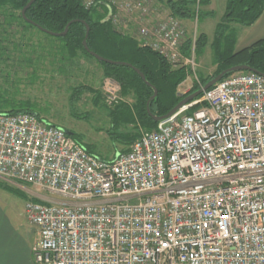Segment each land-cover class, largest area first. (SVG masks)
Returning a JSON list of instances; mask_svg holds the SVG:
<instances>
[{
	"label": "built area",
	"instance_id": "obj_1",
	"mask_svg": "<svg viewBox=\"0 0 264 264\" xmlns=\"http://www.w3.org/2000/svg\"><path fill=\"white\" fill-rule=\"evenodd\" d=\"M153 1H111L113 29L122 34L132 18L142 47L194 68L181 54L183 22L161 20ZM106 90L118 105L120 86ZM67 132L36 114L0 113V179L58 198L25 204L36 264H264L263 76L224 78L111 160Z\"/></svg>",
	"mask_w": 264,
	"mask_h": 264
},
{
	"label": "rangeland",
	"instance_id": "obj_2",
	"mask_svg": "<svg viewBox=\"0 0 264 264\" xmlns=\"http://www.w3.org/2000/svg\"><path fill=\"white\" fill-rule=\"evenodd\" d=\"M111 1L114 0H96V11L101 15L108 14V9L106 10L105 7H108ZM165 1H153L154 9L159 11L161 20L174 17L165 5ZM202 1L201 15L197 20L195 17L181 20L187 30L181 54L184 60L194 57L196 66L175 67L167 62L174 70H184L186 75L185 82L177 89V97L188 94L201 78H211L217 70L212 45L216 27L225 13L227 0H204L209 2L206 5H202ZM124 19L129 26L124 27L122 34L138 38L137 22L129 17ZM230 27L237 35H240L244 29L240 25H230ZM8 36V40L2 43L6 54L0 56V88L14 93L17 99L29 100L37 105L42 119L73 133L74 138L80 139L83 145L91 147L98 155L110 160L126 149V146L112 141L113 134L131 132L142 134L145 131L133 114L132 100L122 95L121 84L113 78L104 77L101 66L94 60L81 57L74 63L64 61L59 49V41L36 30L23 32L15 28ZM200 36H204L206 45L201 46L198 51L196 44ZM1 39L5 40L6 37L2 36ZM189 43V55L185 56L184 49ZM172 80L174 81L173 78ZM108 81L120 86L118 105H109L107 102ZM79 87L90 88L94 90L93 94L85 91L79 96L76 93ZM173 94L174 88L173 91L171 90V95ZM124 104L131 110L123 107L114 114L115 108ZM0 181L13 189L6 191L0 188V209L12 222L16 221L21 228L29 232L30 227L26 223L25 215L26 202L33 200L37 195L58 200L26 184L11 183L1 179Z\"/></svg>",
	"mask_w": 264,
	"mask_h": 264
},
{
	"label": "trees",
	"instance_id": "obj_3",
	"mask_svg": "<svg viewBox=\"0 0 264 264\" xmlns=\"http://www.w3.org/2000/svg\"><path fill=\"white\" fill-rule=\"evenodd\" d=\"M29 2L30 0H0V56H5L4 54H6V49L3 48L2 43L8 40L7 37L12 34L13 29L18 28L23 32L36 30L43 33L37 27L27 23L22 17V11ZM208 3V1H202V5ZM165 5L170 13L180 20H190L196 16L195 0H166ZM103 6L105 7V4ZM105 8L106 10L108 9V14L101 15L96 11L95 7L91 10H86L80 0H35V3L27 10L26 17L39 27L53 33H62L70 22L78 21L70 26L69 32L65 37L55 38L45 33L43 34L59 41V49L64 61L74 63L81 57L92 59L101 66L104 77H110L119 82L122 86V95L132 100L133 114L140 121V126L145 131H150L157 125L147 113V104L154 94L153 89L148 87L133 69L100 63L88 54L83 47V41L86 37V26L82 22L87 23L91 29L87 41L91 51L105 59L133 65L158 90V97L150 103L151 113L157 117L167 115L185 97L195 93L211 79L216 78L227 69L236 66H248L264 74V39L237 52V34L230 27V25H240L244 28H250L255 25L264 14V0L226 1L225 13L216 27L212 45L214 63L217 66V70L213 77L201 78L192 91L179 97H177L176 93L178 87L185 82L186 75L184 70H174L158 54L142 47L138 40L124 36L113 29L110 20L107 21L108 16L113 13V9L109 6ZM200 15L201 12L199 17ZM2 36L6 37V39H1ZM205 45L204 36H200L197 40L196 50L199 51L201 46ZM189 51L190 43L184 49L185 56L189 55ZM169 88H172V91L174 88L173 95H171ZM85 91L93 94L94 90L87 87H79L76 93L82 96ZM97 101L99 102V100ZM123 107L130 109L124 104L115 108L114 114L117 113L119 108ZM194 109L196 107L192 108L188 113H192ZM0 113H32L42 119L37 105L29 100L17 99L14 93L1 88ZM43 120L45 121V119ZM46 122L48 123V121ZM139 137L140 132L136 134L131 132L113 134L111 139L115 144L126 146V149L122 151V153H125ZM75 139L82 144L80 139ZM83 146L89 153L98 155L91 147ZM0 188L6 191L13 190L1 181ZM34 201L37 202V200Z\"/></svg>",
	"mask_w": 264,
	"mask_h": 264
},
{
	"label": "crops",
	"instance_id": "obj_4",
	"mask_svg": "<svg viewBox=\"0 0 264 264\" xmlns=\"http://www.w3.org/2000/svg\"><path fill=\"white\" fill-rule=\"evenodd\" d=\"M263 39L264 14L255 25L244 28L243 32L237 35L236 51L248 48ZM37 196L46 199L45 196ZM26 223L30 227V232L21 228L16 221L12 222L0 209V264H36L31 249L37 243L39 235L27 222V219Z\"/></svg>",
	"mask_w": 264,
	"mask_h": 264
},
{
	"label": "water",
	"instance_id": "obj_5",
	"mask_svg": "<svg viewBox=\"0 0 264 264\" xmlns=\"http://www.w3.org/2000/svg\"><path fill=\"white\" fill-rule=\"evenodd\" d=\"M35 3V0H30V2L28 3V5L24 8V10L22 11V17L23 19L37 27L40 31H42L43 33L49 35V36H52V37H55V38H62V37H65L68 32H69V28L71 25L77 23L78 21H72L70 22L67 27L65 28V31L62 32V33H53L51 31H48V30H45L41 27H39L38 25H36L35 23H33L32 21H30L27 17H26V12L27 10ZM111 18V14L108 16L107 18V21H109ZM85 26H86V37H85V40L83 41V47L85 49V51L90 54L96 61L100 62V63H105V64H108V65H114V66H122V67H128V68H131L133 69L138 75H140L141 79L145 82V84L152 88L153 91H154V94L153 96L150 98L148 104H147V113L152 117V119L154 120L155 123H160L162 122L163 120H166L174 115H176L177 113H179L184 107L192 104L193 102H195L200 96H202L206 91L210 90L211 88H213L216 84H218L219 82H221L224 78L232 75V74H235V73H242V72H246V73H253V74H257V75H260V76H263L264 77V74L252 69L251 67H248V66H236V67H232L230 69H227L226 71L222 72L220 75H218L216 78H213L211 79L206 85L202 86L198 91H196L195 93L185 97L172 111H170L167 115L165 116H162V117H157V116H154L152 113H151V110H150V103L152 101H154L157 97H158V90L153 86L151 85L147 80H146V77L138 70L136 69L133 65L131 64H128V63H124V62H116V61H111V60H108V59H105L103 57H101L100 55L96 54L95 52L91 51L90 48L88 47L87 45V41H88V38H89V34H90V27L87 23L85 22H82ZM239 52V51H238ZM68 134H71L69 132H67Z\"/></svg>",
	"mask_w": 264,
	"mask_h": 264
}]
</instances>
